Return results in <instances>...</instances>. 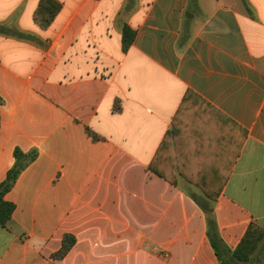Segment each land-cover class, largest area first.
I'll return each mask as SVG.
<instances>
[{"label": "crops", "instance_id": "0c3cea01", "mask_svg": "<svg viewBox=\"0 0 264 264\" xmlns=\"http://www.w3.org/2000/svg\"><path fill=\"white\" fill-rule=\"evenodd\" d=\"M40 1L0 0V264H220L201 201L264 264V0Z\"/></svg>", "mask_w": 264, "mask_h": 264}, {"label": "trees", "instance_id": "16d2710c", "mask_svg": "<svg viewBox=\"0 0 264 264\" xmlns=\"http://www.w3.org/2000/svg\"><path fill=\"white\" fill-rule=\"evenodd\" d=\"M61 3L57 0H41L34 14L35 23L41 28H47L51 25L57 14L61 10ZM135 31L131 29L128 25H124L122 29V44L123 50L126 51L135 38ZM1 105V98H0ZM95 137V136H94ZM165 141H163L162 146H164ZM35 154L24 155L19 150H16L15 157L16 163L13 168L8 172L6 179L0 183V226L7 227L12 219V215L15 209L13 203L5 200L6 193L12 188L17 177L25 167V159H33ZM152 167V166H151ZM154 169V168H153ZM159 173L158 171L154 170ZM160 174V173H159ZM214 198L213 195H209ZM198 202V201H197ZM200 203V202H199ZM202 205V203H201ZM203 209L209 216L208 227H209V237L215 252L219 258L220 264H240L249 262L255 253L259 242L263 238V231L254 228L252 225L249 226L247 232L245 233L243 239L233 251L228 249L224 250V245L217 232L214 220L211 217L212 209L208 206L202 205ZM72 236H66L62 249L55 255L57 257L64 256L71 245L73 244ZM222 252L229 254L225 257L222 256Z\"/></svg>", "mask_w": 264, "mask_h": 264}, {"label": "rangeland", "instance_id": "374dc122", "mask_svg": "<svg viewBox=\"0 0 264 264\" xmlns=\"http://www.w3.org/2000/svg\"><path fill=\"white\" fill-rule=\"evenodd\" d=\"M130 1H132V0H130ZM133 1H134V0H133ZM133 1H132V2H133ZM133 5H134V4H132L130 7L132 8V7H133ZM201 203H202L203 205H205V206H208V204H207V203H204V202H202V201H201Z\"/></svg>", "mask_w": 264, "mask_h": 264}]
</instances>
